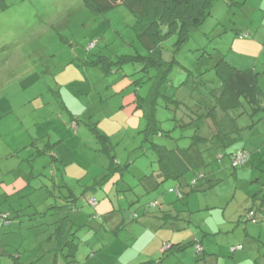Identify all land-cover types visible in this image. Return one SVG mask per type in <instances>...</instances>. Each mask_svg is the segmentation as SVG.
I'll list each match as a JSON object with an SVG mask.
<instances>
[{"label": "rangeland", "instance_id": "rangeland-1", "mask_svg": "<svg viewBox=\"0 0 264 264\" xmlns=\"http://www.w3.org/2000/svg\"><path fill=\"white\" fill-rule=\"evenodd\" d=\"M135 23L123 5L95 15L83 0H0V215L12 223L0 237V264H39L53 256L47 229L53 215L66 211L71 193L78 197L76 210L66 214L76 221L70 236L76 252L59 255L56 264H205L194 245L170 246L208 238L204 245L211 250L227 245L232 262L221 264H234L238 251L252 250L254 239L264 241V207L258 208L264 197V109L243 101L228 117L219 112L221 126L236 118L240 139L226 149L211 139L192 146L202 178L201 190L190 191L195 171L162 181L144 144L140 106L154 99L160 126L172 131L173 139L156 141L190 147L193 135H213V122L193 116L185 125L176 114L196 103L201 113L211 107L210 90L220 92L214 65L221 58L252 69L264 93V0L217 2L176 53L180 65H173L166 86L157 87L156 68L144 67L148 51ZM174 41L163 42L166 60L173 57ZM186 69L204 83L200 92L178 87ZM160 95L184 98L185 105L177 108ZM57 141L64 142L63 153L74 154L69 166L56 159ZM237 149L250 159L235 169L229 154ZM250 208L258 209L256 223L245 221Z\"/></svg>", "mask_w": 264, "mask_h": 264}, {"label": "trees", "instance_id": "trees-1", "mask_svg": "<svg viewBox=\"0 0 264 264\" xmlns=\"http://www.w3.org/2000/svg\"><path fill=\"white\" fill-rule=\"evenodd\" d=\"M219 1L220 0H83V3L95 15L108 13L116 7L123 5L136 17V23L133 27L134 31L143 48L148 51V54L143 57L144 67L146 69L156 68L158 74L156 85L160 87L161 85L166 86L171 82L169 74L173 65L179 63V61L176 60V53L188 42L192 30L202 25L210 16L213 6ZM171 37H175L173 43V57L171 60H166L163 56V42ZM242 37L243 35L241 38ZM214 69L220 79L221 86L219 93L215 92L214 89L210 90L209 97L211 99V107H209L205 113H201L199 109L197 110V104L200 103H196L192 106V109H189L190 114L184 113L179 119H186L188 123L185 125H187L193 121V116H196L195 119L206 117L213 122L218 131L213 132V135L208 138L193 135L190 137L192 140L190 147H181L178 145L169 147L166 144H161L156 141V136L173 139L171 136L172 131L165 130L160 126L154 99H151L148 104H140L146 119L144 144L147 149L154 153L163 180L174 179L180 181L190 171H195L198 176L193 179L191 185H189L191 186L190 191L201 190V185L198 184V180L202 178V176L199 175L200 173L197 172L199 165L191 155L192 146H198L200 145L199 143L202 144L203 141L205 142L211 139L216 140L222 148L226 149L240 139V135L234 138L231 132L227 133L228 130L225 126H221L220 122H222V120L220 119L218 122L219 119L216 115L217 110L219 109L226 113L225 117H228V112L240 108L243 105V101L253 105L255 109H264V93L259 87L257 74L252 69H240L230 64L224 57L214 65ZM186 71V79L179 84L178 87L180 85L186 86L192 89L194 93L196 91L200 92L199 89L204 83L199 81L196 76H193L190 70L186 69ZM158 90L157 88V92H159ZM160 96H162L163 99H171L172 102H175L177 108H181L185 105L184 98H178L174 95H171L172 97L165 95ZM232 121L234 130L240 133V127H238L236 123V118H233ZM239 151L249 154V152L244 149L235 150L229 154L231 155V165L235 169L244 166L249 161L248 160L242 165L234 166L232 164V158L233 155ZM113 160H115V158H113ZM176 193L179 198L183 197V192L181 194L180 190H177ZM75 203L74 194L71 193L65 207L71 212L75 211ZM95 204H97V200ZM263 207L264 203L258 206L259 210H262ZM257 212L258 209L254 210V208H250L244 214L246 217L245 221L252 220L255 223L258 222L260 219L257 218ZM58 218L59 219L52 224V238L54 240L53 259L55 258L56 261L59 259V255L62 254L64 257H73L76 252L74 248L77 246V244L73 243V238L71 239L70 237L73 233L72 229L71 233L67 230L68 224L72 221L71 215H62L60 213ZM8 220L5 214L0 215V224L11 225L12 223ZM194 242L195 241L192 240L186 243H177V246L182 249L191 244L196 247L197 254L204 253V246L202 244H195ZM172 245L170 247H172ZM198 247H200L199 250ZM242 248V245L232 247L231 252L234 253L236 250ZM173 249L174 248L170 250L173 251ZM66 250L68 254H66Z\"/></svg>", "mask_w": 264, "mask_h": 264}, {"label": "crops", "instance_id": "crops-1", "mask_svg": "<svg viewBox=\"0 0 264 264\" xmlns=\"http://www.w3.org/2000/svg\"><path fill=\"white\" fill-rule=\"evenodd\" d=\"M189 88V87H188ZM185 89H186V87H185ZM180 90L178 89V90H176V93L177 92H179ZM188 91H190L189 93H191V94H193L194 92L192 91V89H188ZM219 112H222L221 110H217V117H218V122L220 121V114H219ZM183 113H188V114H190V110H189V108H187V107H185V106H183V110L181 109V110H179V112L177 113V116H179V118L180 117H182V115H183ZM222 120V119H221ZM225 120V119H224ZM226 123H224L225 124V127H226V125H230L231 127L228 129V131H227V133H229V132H231L232 133V136L234 137V138H237L238 137V135H240V133H237L235 130H234V127L232 126V123L228 120V121H225ZM214 125V124H213ZM215 126H212V132H216V131H218V129H217V127H215ZM59 142L57 141L56 143H55V145L56 144H58ZM218 143V142H217ZM63 144H64V142L63 141H60V143H59V145L57 146V150H58V154L56 155V159H57V161H60V162H62L64 165H66V166H69V164H71V163H73V161L75 160L74 159V154L72 153V152H69V153H63L62 152V150L64 149L63 148ZM218 146L220 147V148H222V146L218 143ZM47 150V149H46ZM238 150V149H237ZM39 155L40 154H35V157H36V159L39 157ZM56 164H58L59 165V163H56ZM54 165V164H53ZM53 165H51V167L53 166ZM99 172H100V170H98L96 173H95V175H98L99 174ZM161 174V173H160ZM97 176H94V178H96ZM161 177H162V175H161ZM162 181H163V177H162ZM211 183V182H210ZM17 187H13L12 189L13 190H11V191H15V189H16ZM174 191V190H173ZM74 197H75V199H78V197L77 196H75L74 195ZM264 203V198L263 199H261V201H260V205L259 206H261V204H263ZM75 204H77V203H75ZM64 206H66L67 205V203H64L63 204ZM65 209H66V211L64 210L63 212H61V214L62 215H66V212L68 211L67 210V207H65ZM76 210V209H75ZM262 210H263V208H262ZM73 212V211H72ZM74 213V212H73ZM71 215V214H70ZM52 218L53 219H51V220H53V223H55L59 218H58V215L56 214V215H53L52 216ZM72 218V221H70V223L68 224V226H67V230H69L68 232L69 233H71V229L73 228V226H74V224H75V219H74V217L72 216L71 217ZM49 230V234L47 235V237H48V240L49 241H53L54 242V240H53V238H52V236H53V228H49V229H47V231ZM7 231H10V229H9V227L8 226H5L4 224L2 225V224H0V237H1V235L4 233V232H7ZM46 236V235H45ZM209 239V238H208ZM208 239L207 240H204V239H201V243H202V245L204 246V253L203 254H201L200 256H204L203 257V262H205V264H221L222 263V261L223 260H225V261H229V262H232V260L230 259V258H228L227 256H228V251H227V245L226 244H224V242L222 243V247L220 246V244L219 243H217V247L216 248H213L212 250H217L218 252H220L221 254L220 255H217V254H215V253H213V251L211 250V247H207V246H205L204 244L206 243V242H208ZM253 239H254V237H253ZM255 241H258V243H256L255 245H253V249L252 250H249V251H247V250H245V251H238L235 255V259H237V261L236 262H234V264H264V244H263V242L264 241H262L261 240V238L259 239V240H256V239H254ZM224 241H225V237H224ZM179 244V243H183V242H173V243H171V245L173 244ZM186 243V242H185ZM262 243V244H261ZM50 249H48V252H53V244L52 245H50ZM2 248H4V246H2L1 247V244H0V251L2 250ZM181 249V248H180ZM182 250H184L183 248H182ZM177 251H181V250H177ZM175 252V249H173V251H171L170 253L172 254V253H174ZM230 253H232L231 251H230ZM206 254H208V256L207 257H205V255ZM257 261V262H256ZM58 263L59 262V259L56 261L55 260V258L53 259V256H52V254H49V255H47L44 259H43V261L41 262V263H39V264H54V263ZM200 263L202 264V261H200Z\"/></svg>", "mask_w": 264, "mask_h": 264}, {"label": "built area", "instance_id": "built-area-1", "mask_svg": "<svg viewBox=\"0 0 264 264\" xmlns=\"http://www.w3.org/2000/svg\"><path fill=\"white\" fill-rule=\"evenodd\" d=\"M249 158H250V155L248 153L243 152V151H239V152H237V153H235L233 155V158H232L233 159V162H232V164L234 166L235 165H242V164L246 163L249 160ZM171 191H173V190H171ZM92 201L95 202V200H92ZM94 202H92V204H95ZM199 249H200V247H198V250Z\"/></svg>", "mask_w": 264, "mask_h": 264}]
</instances>
